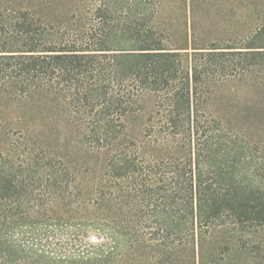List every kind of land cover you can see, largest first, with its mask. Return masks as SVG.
I'll list each match as a JSON object with an SVG mask.
<instances>
[{
	"label": "trees",
	"instance_id": "16d2710c",
	"mask_svg": "<svg viewBox=\"0 0 264 264\" xmlns=\"http://www.w3.org/2000/svg\"><path fill=\"white\" fill-rule=\"evenodd\" d=\"M0 264H264V0H0Z\"/></svg>",
	"mask_w": 264,
	"mask_h": 264
}]
</instances>
